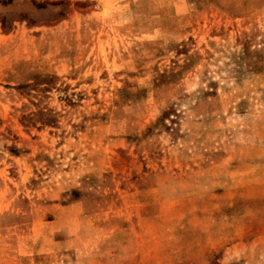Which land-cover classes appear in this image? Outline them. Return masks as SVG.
I'll return each mask as SVG.
<instances>
[{
	"label": "rangeland",
	"instance_id": "obj_1",
	"mask_svg": "<svg viewBox=\"0 0 264 264\" xmlns=\"http://www.w3.org/2000/svg\"><path fill=\"white\" fill-rule=\"evenodd\" d=\"M0 264H264V0H0Z\"/></svg>",
	"mask_w": 264,
	"mask_h": 264
}]
</instances>
